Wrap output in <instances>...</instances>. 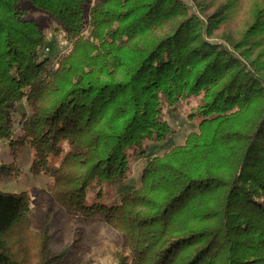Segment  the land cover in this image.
<instances>
[{
	"label": "trees",
	"instance_id": "trees-1",
	"mask_svg": "<svg viewBox=\"0 0 264 264\" xmlns=\"http://www.w3.org/2000/svg\"><path fill=\"white\" fill-rule=\"evenodd\" d=\"M23 7L69 43L52 65ZM190 99L196 130L114 203L132 162L172 134L165 109ZM1 142L0 182L18 181L28 149L55 204L120 235L112 264H264V0H0ZM32 200L0 192V264L70 254L46 226L33 239Z\"/></svg>",
	"mask_w": 264,
	"mask_h": 264
},
{
	"label": "rangeland",
	"instance_id": "rangeland-1",
	"mask_svg": "<svg viewBox=\"0 0 264 264\" xmlns=\"http://www.w3.org/2000/svg\"><path fill=\"white\" fill-rule=\"evenodd\" d=\"M88 1L92 3L94 0ZM22 9L27 19L40 26L48 44V48L39 52V60L49 59L52 65L55 59L69 48L68 41L60 28L47 15L40 14L30 7ZM84 33H86V26ZM196 104V99H190L181 102L174 110L165 109L164 119L171 127L172 134L163 143L149 145L146 156L138 157L132 162L131 175L122 187L115 190L114 203H118L124 191L125 193L129 191L130 186L139 187L141 171L151 158L162 156L174 147L182 145L187 135L196 130V125L187 119L189 111L195 108ZM22 112L26 115L30 112L28 105L24 102L14 106L10 112V121L15 135L19 133ZM5 152H7V145L1 142L0 160L7 162L9 157L5 156ZM19 156V164L23 170L21 177L18 181L0 182V192L20 194L27 191L32 195L35 218L39 220V224L32 230L33 239L36 240V235L42 231L40 225L46 226L51 235L48 244L51 250L54 252H60L64 248L70 250V254L62 264H112L114 252L122 244L120 235L103 222H85L68 216L47 193L49 178L34 177L29 173L31 154L28 149H24ZM92 203H94L93 194H89L86 204ZM31 244L35 247L34 242Z\"/></svg>",
	"mask_w": 264,
	"mask_h": 264
}]
</instances>
